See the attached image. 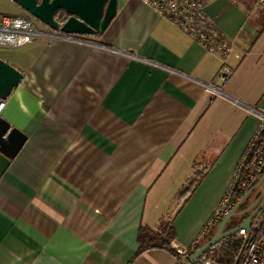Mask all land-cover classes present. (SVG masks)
Instances as JSON below:
<instances>
[{
  "label": "crops",
  "instance_id": "crops-1",
  "mask_svg": "<svg viewBox=\"0 0 264 264\" xmlns=\"http://www.w3.org/2000/svg\"><path fill=\"white\" fill-rule=\"evenodd\" d=\"M237 1L206 6L235 39L225 83L219 57L142 0H118L103 34L0 53L24 74L0 116L27 136L0 178V264H180L165 247L139 251L141 227L171 219L195 164L211 166L174 217V243L200 241L259 126L251 108L264 110V91L249 101L232 85L262 75L264 8ZM0 13L28 14L12 0Z\"/></svg>",
  "mask_w": 264,
  "mask_h": 264
},
{
  "label": "built area",
  "instance_id": "built-area-1",
  "mask_svg": "<svg viewBox=\"0 0 264 264\" xmlns=\"http://www.w3.org/2000/svg\"><path fill=\"white\" fill-rule=\"evenodd\" d=\"M142 1L159 15L166 16L175 22L192 39L202 44L207 51L218 56L221 61V67L217 77L224 83L229 80L233 73L230 60L235 52V39H227L221 29L210 18L206 11L209 0ZM256 2L260 7L264 8V0H257ZM54 18L61 26L67 20L68 14L60 9L56 11ZM38 38L77 40L74 35L55 30L30 14L8 15L0 13V47H19ZM212 88L222 93L218 88ZM5 105L6 99L0 98V112ZM251 110L259 116L260 124L242 155L230 189L220 209L216 211L214 218L221 214L223 216L228 214L236 203L245 197L248 187L258 181L264 171V141L258 143L264 130V110L255 108H251ZM236 186L239 188L238 193L230 201V192ZM236 238H243L246 242L240 253L239 260L237 258L238 261L236 260L235 264H264V207L253 218L251 231L247 232L243 229L240 232V236H236ZM233 239L235 238H226L208 250L200 259L199 264H213L209 260L213 250L221 245L230 243ZM198 242L191 246L172 242L171 246L181 255L184 263L198 247L196 245Z\"/></svg>",
  "mask_w": 264,
  "mask_h": 264
},
{
  "label": "water",
  "instance_id": "water-1",
  "mask_svg": "<svg viewBox=\"0 0 264 264\" xmlns=\"http://www.w3.org/2000/svg\"><path fill=\"white\" fill-rule=\"evenodd\" d=\"M12 1L51 28L66 34L79 36L103 34L118 12V0ZM60 9L68 14L67 20L61 26L54 18L56 11ZM23 76L24 74L20 70L0 57V98L7 99L14 88L20 84ZM26 139L27 136L20 129L12 127L6 119L0 116V178L10 166L12 160L18 155ZM263 182L264 171L256 184L246 192L245 197L238 201L228 214L222 217L214 234L207 241L200 244L183 264H199L202 256L222 240L233 237L243 229L247 232L251 231L253 218L264 207V198L256 207V203H254L241 211L239 208L249 193L259 188ZM250 210L252 211L246 218L235 226L228 227V223L233 217L242 216Z\"/></svg>",
  "mask_w": 264,
  "mask_h": 264
},
{
  "label": "trees",
  "instance_id": "trees-1",
  "mask_svg": "<svg viewBox=\"0 0 264 264\" xmlns=\"http://www.w3.org/2000/svg\"><path fill=\"white\" fill-rule=\"evenodd\" d=\"M238 4H241L240 1L234 0ZM264 141V130L259 138L258 143ZM211 166L199 167L195 164L194 175L188 180L186 185H184L176 194L175 201L179 205L174 216L171 219H162V222L157 230H152L148 227L142 226L139 232L138 240L140 242L139 251L147 250L154 247H165L172 251L180 261V264H183V260L180 254H178L171 246V243L176 238V231L174 227V217L179 212V210L183 207V205L188 201L191 195L196 190L197 186L200 184L202 179L206 176L208 170ZM257 182V181H256ZM255 183L251 184L247 191L254 186ZM238 186H236L230 192V201L234 199V196L238 193ZM243 206V205H242ZM241 206V207H242ZM245 207V205L243 206ZM242 207V208H243ZM223 215L216 216L212 221L210 228L207 230L205 235L200 239V241L196 244L199 246L201 243L207 241L217 229ZM231 221V220H230ZM229 221V223H230ZM228 227H232L236 224H229ZM246 240L243 238H235L230 243L226 245H221L213 250V252L209 256V260L213 264H235L238 256L242 252Z\"/></svg>",
  "mask_w": 264,
  "mask_h": 264
},
{
  "label": "rangeland",
  "instance_id": "rangeland-1",
  "mask_svg": "<svg viewBox=\"0 0 264 264\" xmlns=\"http://www.w3.org/2000/svg\"><path fill=\"white\" fill-rule=\"evenodd\" d=\"M258 42H259V53H258V61H257L258 63H257V65H254V66H255V69H262V72H261L262 75L259 76L258 80H254V83H252V81H253L252 78L256 74H258V71H255V75L252 73L253 77L251 76V74L248 77H246L245 73H244L245 76L243 74L242 75L240 74L237 82L234 81L232 83V85L236 84V83H238V85H240V87L245 92L244 96H241V95L240 96L242 98H245L246 100H249V101H253V100L260 98L262 92L264 91V32H263V34H262V36ZM0 53L5 55V56H8V57H16V58L20 57V56H25L24 51H22L18 48H11V47H0ZM227 88H228V86H226V89ZM263 189H264V182L259 188H257V190L260 191ZM176 210H177V208H176ZM235 222H236V224H238L235 217H233L229 224H235ZM240 232L237 233L236 235H234L233 237L234 238H236V236L239 237Z\"/></svg>",
  "mask_w": 264,
  "mask_h": 264
},
{
  "label": "flooded vegetation",
  "instance_id": "flooded-vegetation-1",
  "mask_svg": "<svg viewBox=\"0 0 264 264\" xmlns=\"http://www.w3.org/2000/svg\"><path fill=\"white\" fill-rule=\"evenodd\" d=\"M264 190V189H263ZM263 190H260V191H258L257 189H254L253 191H251L250 193H249V195L246 197V199L243 201V203L241 204V206L243 205H245V207H241L240 206V208H239V210L241 211V210H243V209H245V208H247V207H249L250 205H252V204H254V203H256V205H255V207L263 200V198H264V194H263ZM253 210V209H252ZM252 210H250V211H248L247 213H245L244 215H242V216H237V217H235V219L237 220V222L239 223L240 221H242L244 218H246L249 214H250V212L252 211Z\"/></svg>",
  "mask_w": 264,
  "mask_h": 264
}]
</instances>
